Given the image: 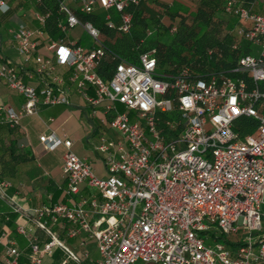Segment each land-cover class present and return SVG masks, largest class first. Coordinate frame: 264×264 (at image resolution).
Instances as JSON below:
<instances>
[{
    "label": "built area",
    "instance_id": "2783aa9c",
    "mask_svg": "<svg viewBox=\"0 0 264 264\" xmlns=\"http://www.w3.org/2000/svg\"><path fill=\"white\" fill-rule=\"evenodd\" d=\"M141 2L59 0V12L65 16L59 22L61 30L83 25L95 45L86 48L66 41L65 35L50 39L54 57L39 52L48 38L42 29L20 22L10 31L18 54L34 58L39 73H52L56 65L73 67L72 82L82 89L95 86L96 97L88 98L91 103L118 101L136 112L135 119L129 112L117 113L109 126L121 139H103L97 146L107 154V177L98 176L91 163L72 150L71 139L55 133L40 136L48 149H67V193L79 195L82 185H88L103 199L83 197L71 204L35 208V226L51 238L41 245L32 228L19 225L17 231L30 243L22 264H44V257L57 247L65 254L62 264L73 259L85 264L52 231L51 225L62 219L74 225L69 236L86 231L96 240L101 257L95 264H264V14L240 5V0H225V12L239 20L233 48L243 40L249 52H240L229 69L184 66L166 74L157 72L156 47L141 50L138 60L130 61L100 40L99 27L78 15L106 9L105 24L129 34L133 8ZM0 8L9 9L6 0H0ZM51 14L35 10L34 18L45 26ZM177 31L175 21L169 32ZM153 34L151 30L147 36ZM108 56L113 67L105 78L100 68ZM0 79L25 97L20 110H5L12 126L24 114H35L39 103H70L64 88H37L11 63L0 61ZM243 117L255 121L253 131L245 135L237 128ZM10 186L11 181H0V199L8 198ZM239 234L243 236L236 247L227 243L228 236ZM1 243L6 249L0 264H21L23 253L7 230H0Z\"/></svg>",
    "mask_w": 264,
    "mask_h": 264
},
{
    "label": "crops",
    "instance_id": "0c3cea01",
    "mask_svg": "<svg viewBox=\"0 0 264 264\" xmlns=\"http://www.w3.org/2000/svg\"><path fill=\"white\" fill-rule=\"evenodd\" d=\"M244 2L247 4L251 2V7L255 6L254 9L257 12L264 14V0H241V3ZM141 3V17L152 24L146 32L143 31L144 36H140L139 42L137 43L141 44L151 37L147 36L149 31L156 30V34L158 35L156 25L152 23L154 18L157 17L160 18L161 23L168 29L167 34L172 35L169 32L170 25L165 20L170 17L165 13V10L168 8H178L179 5L193 10L196 4L195 0H143ZM72 5L75 6V4ZM0 13L5 12L0 8ZM34 13L35 9L33 8H20L5 22L0 21V33L3 38V45L0 48V61L16 65L25 81L37 88H43L46 84L55 88H64L69 94L70 103H39L37 112L31 115L24 114L19 124L16 125V129H13L11 133V138L18 145L20 161L11 160L7 162V165L15 166L16 171L15 175L11 178V186L7 189L8 198L0 199V230H7L9 238L16 241L17 246L23 253L21 258H26V254L30 250V243L27 236L17 231L19 225L32 228L33 235H35L37 242L41 245L51 238L46 230L35 226L32 219L34 218L33 210L35 208L57 203L71 204L74 201L81 200L83 197L89 198L95 196L100 201L103 199L97 189L88 185H82V190L79 195L68 194L66 190L67 179L63 171V159L67 149L64 145H60L55 149H48L40 140V136L55 133L60 138L71 139L73 141L72 150L81 158L89 161L98 176L107 177L109 175L106 160L107 154L98 150L97 146L103 139H121V134L109 126L110 120L117 113L129 112L131 119L136 118V112L127 109L121 102L104 100L98 104L91 103L88 98L96 97V88L88 84L85 86L86 88L82 89L78 83L72 82L73 67L56 65L52 73H39L38 64L34 58L26 60L18 54L11 39L10 31L20 22H26L29 25L34 23ZM115 16L118 19V15L115 14ZM234 19L237 21L238 17L234 16ZM175 21L173 20V22ZM237 23L234 24V28ZM151 26H153V29H151ZM133 29L134 26L132 31ZM165 38L167 36L163 40ZM65 40L68 42H76L86 48L95 45L93 38L87 30H84V33L78 38L65 36ZM50 41L45 37L39 49V52L46 57H54L55 49H50L48 46ZM136 41H133L134 44H136ZM240 43L241 47L243 44H247L243 40ZM135 54V58H131V56L128 60L137 61L139 53ZM223 60L224 62L221 61L218 63L219 66L214 68L229 69L236 61L232 55L229 57L225 55ZM111 64L112 62L109 56L106 57L100 68L104 69V72L101 74L105 78L111 75ZM55 77H59L60 80H55ZM24 102L25 97L23 94L12 89L5 80L0 79V124L6 121L5 110L7 108L12 107L20 110ZM10 126L12 125L10 124ZM2 136L0 138L3 141L10 139L7 131H4ZM18 208L20 210H17ZM73 226L72 222L67 219H62L60 222L52 224L51 229L57 237L69 245L73 252L82 259L83 263L95 264L101 257V255L99 258L96 257L97 253L100 254L96 240L90 238L86 231H82L80 235L75 237L69 236L68 230ZM0 245H5V243H1ZM64 259L65 254L63 250L57 247L53 254L44 257V264H62ZM68 264L80 263L73 259Z\"/></svg>",
    "mask_w": 264,
    "mask_h": 264
},
{
    "label": "trees",
    "instance_id": "16d2710c",
    "mask_svg": "<svg viewBox=\"0 0 264 264\" xmlns=\"http://www.w3.org/2000/svg\"><path fill=\"white\" fill-rule=\"evenodd\" d=\"M6 2L9 5V9L5 13H0L1 22L8 20L20 8H33L40 12L51 10V17L45 26L41 25L36 19L34 20L35 24L32 23L30 26L35 29H42L49 40L50 38L57 40L64 36V32L59 27V22L65 21V16L59 12V0H6ZM195 2L196 4L193 10L180 5L178 8H168L165 10V13L170 17V21L174 23L173 20H176L178 24V31L170 41L163 40L168 35V29L161 23L160 18L157 17L154 18L152 23L156 25L158 35L155 38H149L143 44L137 43L139 42L140 36H144L143 31L146 32L149 26L152 25L145 18L141 17L142 3L133 8L134 29L131 34H125L117 29L109 28L96 15L81 12H78V15L82 20L91 21L101 29L103 39L100 40L108 47L119 54H121L120 50L124 52L125 50H129L125 52L126 54H121L126 59L131 56V58H135V53H139L141 50L156 47L158 50L159 65L163 67L165 64H168L166 74L175 73L179 68L184 66H191L202 70L209 67H218V63L221 61L224 62L223 57L225 55L227 57L232 55L233 59L236 60L241 50L245 53L249 52V46L246 43L242 47L240 43L237 49L233 48L236 40L234 24L239 21L238 19L235 21L234 15L225 12V0H195ZM239 4L251 7V2L250 4L245 2L241 3L240 0ZM254 8L255 6L251 7L253 12L260 13ZM202 24H204L206 30L200 37ZM134 40H137L136 44H134ZM210 49L213 50L212 54L208 53ZM111 65L113 67V63ZM103 72L104 69H100V73ZM6 121L0 124V137H3L2 133L7 131L10 139L3 141L0 138V181H11V178L15 175V166H9L7 162L11 160L20 161L17 142L11 138V133L13 129H16V126H10ZM237 128L244 135L251 133L255 128V121L252 118L243 117L237 121ZM5 249V245H0V261L2 260ZM25 260L26 258L22 257L20 263L22 264Z\"/></svg>",
    "mask_w": 264,
    "mask_h": 264
},
{
    "label": "rangeland",
    "instance_id": "374dc122",
    "mask_svg": "<svg viewBox=\"0 0 264 264\" xmlns=\"http://www.w3.org/2000/svg\"><path fill=\"white\" fill-rule=\"evenodd\" d=\"M68 4L69 5H71L72 6V4L71 3H69L68 2ZM107 14H108V10H106V9H103V8H99L97 11H95L94 13H93V15H96V16H98V17H101L102 18V20L105 22V20H106V17H107ZM166 21H167V23L171 26L173 23L170 21V18L168 19V18H166L165 19ZM244 23L245 24H247V22H245L244 21ZM153 26H151V29H153L152 28ZM201 27H202V31H201V33H200V37L204 34V32H205V30H206V27L204 26V24H202L201 25ZM82 28V29H81ZM155 29V28H154ZM84 30H86V28L83 26V25H77V26H75V27H72V28H69L68 30H67V32L66 33H64V35L65 36H72V37H75V38H78L80 35H82V33H84ZM156 30L154 31V34H153V36H151L152 38L154 37H156ZM150 37V38H151ZM173 37V35H167V38H165L164 40L165 41H170L171 40V38ZM100 39H103V35H101L100 34ZM129 50H125V52H128ZM124 51H122V50H120V53L122 54V55H124V54H126ZM167 69H168V64H165V66H163V67H161L160 65L158 66V68H157V72L158 73H165V72H167ZM213 235L214 236H216V233H213ZM243 236V234H239V235H236V236H228L227 237V239H226V241H227V243L229 244V245H232L233 247H236V245L238 244V243H240L241 242V237ZM221 241H225V238L223 239H221ZM96 257H100V254H96ZM140 264H142V263H140Z\"/></svg>",
    "mask_w": 264,
    "mask_h": 264
}]
</instances>
